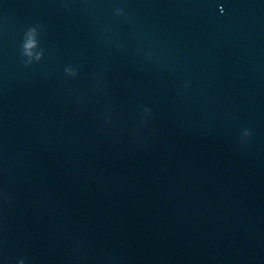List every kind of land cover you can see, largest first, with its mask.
Returning <instances> with one entry per match:
<instances>
[{
  "label": "water",
  "instance_id": "1",
  "mask_svg": "<svg viewBox=\"0 0 264 264\" xmlns=\"http://www.w3.org/2000/svg\"><path fill=\"white\" fill-rule=\"evenodd\" d=\"M21 259L264 264V0H0V264Z\"/></svg>",
  "mask_w": 264,
  "mask_h": 264
},
{
  "label": "clouds",
  "instance_id": "2",
  "mask_svg": "<svg viewBox=\"0 0 264 264\" xmlns=\"http://www.w3.org/2000/svg\"><path fill=\"white\" fill-rule=\"evenodd\" d=\"M220 12H221V13L224 12V8H223V7L220 8ZM116 14H117V15H124V11H123V9H118ZM36 32H37L36 27H32V28H30V29L25 33L26 39H25L24 44H23V54H24L25 56H29V57H31V56L34 55V53H33L32 50H33L34 48H36V46H37V41H36V39H35V37H36ZM42 57H43V52H40L39 54H36V59H37V60H41ZM26 63H27V64H31L32 62L29 60V61H27ZM65 71H66V73H67L68 75H70V76H76V75H78V73H77L73 68H71V67L66 68ZM145 111H148V109H145ZM244 134H245V136H249V135H251V133L248 132L247 130H245ZM19 264H25V261H24L23 259H21V260L19 261Z\"/></svg>",
  "mask_w": 264,
  "mask_h": 264
}]
</instances>
